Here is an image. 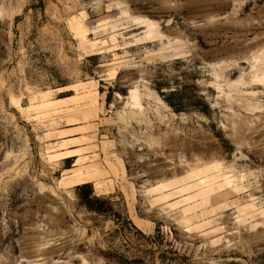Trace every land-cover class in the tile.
<instances>
[{
  "label": "rangeland",
  "instance_id": "obj_1",
  "mask_svg": "<svg viewBox=\"0 0 264 264\" xmlns=\"http://www.w3.org/2000/svg\"><path fill=\"white\" fill-rule=\"evenodd\" d=\"M262 55L264 0H0V264H264Z\"/></svg>",
  "mask_w": 264,
  "mask_h": 264
},
{
  "label": "bare ground",
  "instance_id": "obj_2",
  "mask_svg": "<svg viewBox=\"0 0 264 264\" xmlns=\"http://www.w3.org/2000/svg\"><path fill=\"white\" fill-rule=\"evenodd\" d=\"M127 18L133 24L137 25L138 27L144 28L142 36H140L137 39L139 43H150V42L160 41V40L165 38V36L162 33V31L160 30L159 26L155 22L151 21L150 19L143 17V16L131 15V14H129ZM79 31H81L80 28L77 29V32H79ZM182 55H185V54H179V55H175L173 57L176 58V57H180ZM256 58H258V57H256ZM260 59L258 58L257 60H260V62L262 64L259 67H256V69L260 68V70L258 69L257 72L256 71L253 72V74H252V76L248 82L249 85H254L257 87L258 86H264V55H262V57ZM239 81H240L239 79L235 80L236 83ZM130 93L134 96V90L133 89H130Z\"/></svg>",
  "mask_w": 264,
  "mask_h": 264
},
{
  "label": "water",
  "instance_id": "obj_3",
  "mask_svg": "<svg viewBox=\"0 0 264 264\" xmlns=\"http://www.w3.org/2000/svg\"><path fill=\"white\" fill-rule=\"evenodd\" d=\"M235 156H236V157H239V153L237 152V153L235 154Z\"/></svg>",
  "mask_w": 264,
  "mask_h": 264
},
{
  "label": "trees",
  "instance_id": "obj_4",
  "mask_svg": "<svg viewBox=\"0 0 264 264\" xmlns=\"http://www.w3.org/2000/svg\"><path fill=\"white\" fill-rule=\"evenodd\" d=\"M167 102L169 103V100H167Z\"/></svg>",
  "mask_w": 264,
  "mask_h": 264
}]
</instances>
